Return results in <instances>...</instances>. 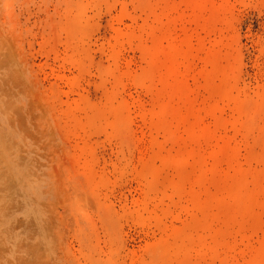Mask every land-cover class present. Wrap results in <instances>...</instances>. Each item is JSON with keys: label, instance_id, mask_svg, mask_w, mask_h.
<instances>
[{"label": "rangeland", "instance_id": "1", "mask_svg": "<svg viewBox=\"0 0 264 264\" xmlns=\"http://www.w3.org/2000/svg\"><path fill=\"white\" fill-rule=\"evenodd\" d=\"M0 264H264V0H0Z\"/></svg>", "mask_w": 264, "mask_h": 264}]
</instances>
